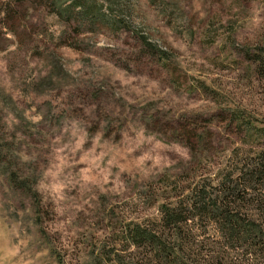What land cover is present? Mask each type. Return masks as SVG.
I'll return each mask as SVG.
<instances>
[{
    "label": "rangeland",
    "instance_id": "374dc122",
    "mask_svg": "<svg viewBox=\"0 0 264 264\" xmlns=\"http://www.w3.org/2000/svg\"><path fill=\"white\" fill-rule=\"evenodd\" d=\"M260 148L264 0H0V264H152L163 178ZM196 223L169 264H264Z\"/></svg>",
    "mask_w": 264,
    "mask_h": 264
},
{
    "label": "trees",
    "instance_id": "16d2710c",
    "mask_svg": "<svg viewBox=\"0 0 264 264\" xmlns=\"http://www.w3.org/2000/svg\"><path fill=\"white\" fill-rule=\"evenodd\" d=\"M197 144L192 151L199 166L215 148L211 144ZM192 168L194 173L196 169ZM193 176L190 178L193 183L188 187H182L181 181L170 184L168 178H163L161 186L168 195L158 203L154 201L158 204L159 217L153 218V223L147 226L137 223L127 237L129 244L138 251L148 250V262L169 264L171 258L184 255V246L191 241L194 243L196 222H200V226L204 222L206 230L210 226L217 229L223 242L248 244L251 248L245 250L252 256H264V251L257 248V241L264 234L263 200L257 193L264 186V148L252 155H246L245 151L234 152L224 169L215 173L212 183L209 179L196 182L199 172ZM212 255H205L209 262L219 258V249L215 248Z\"/></svg>",
    "mask_w": 264,
    "mask_h": 264
}]
</instances>
